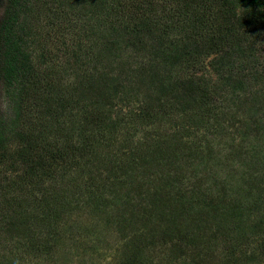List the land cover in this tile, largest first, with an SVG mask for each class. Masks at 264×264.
Returning a JSON list of instances; mask_svg holds the SVG:
<instances>
[{"label": "trees", "instance_id": "1", "mask_svg": "<svg viewBox=\"0 0 264 264\" xmlns=\"http://www.w3.org/2000/svg\"><path fill=\"white\" fill-rule=\"evenodd\" d=\"M70 1L58 3L60 16L55 6L49 12L56 28L59 17L64 21L58 38L74 43L61 54L77 62L37 68L25 31L36 13L35 2L0 0V178L9 169L22 176L0 183V195L12 189L17 196L12 204L0 198L5 203L0 205V264L57 263L59 256L61 264H69L74 250L66 246L77 238L93 240L92 224L71 219L77 212L89 213V207L91 216H107L104 208H112L119 227L139 220L132 227L140 226V234L125 244L124 259L117 264H158L149 251L167 244L174 247L164 254L167 264H210L212 248L220 247L219 264H264L260 49L249 40L237 44L232 32L216 30V42L208 48L181 51V39H173L174 23L196 29L218 18L214 8L199 0L197 12L185 11L193 6L184 3L178 15H170L171 24L159 33L169 41L153 46L149 63L132 69L129 49L140 52L147 36L143 29L154 22V14L140 17L142 0H84L86 15L74 12ZM229 1L264 15V0ZM80 17L88 20L79 24ZM222 36L234 41H220ZM220 46L221 52L229 54L227 46L240 57L231 61L221 56L210 64L219 80L194 73L185 77L188 64L197 66V57ZM247 68L256 74L253 79L235 75ZM29 111L35 117L27 116ZM166 126L171 130L164 132ZM229 127L233 143L240 141L226 152L227 159L243 164L247 174H242V186L230 193L224 186L223 195L216 196L211 192L218 176H207V162L193 164L198 152L194 156L191 145L203 133L229 137ZM187 181L193 183L190 197ZM174 187L177 196L172 199L167 192ZM195 213L198 222L187 223ZM105 222L113 224L114 217ZM175 243L182 245L179 253Z\"/></svg>", "mask_w": 264, "mask_h": 264}, {"label": "rangeland", "instance_id": "2", "mask_svg": "<svg viewBox=\"0 0 264 264\" xmlns=\"http://www.w3.org/2000/svg\"><path fill=\"white\" fill-rule=\"evenodd\" d=\"M36 4V13L32 15L31 19L29 20V23L26 25V33L27 38L29 40V49H30V59L32 60L33 66L37 68H46V67H61L63 64L66 65H72L74 66L77 62V58L71 57H65L64 54H61V50H64L67 47H72L73 42L69 41H63L66 40V38L62 39V36H59V32L64 27V21L60 17L56 20L57 28L52 25L51 21V14L49 12V8L54 7V10H56L58 13L60 11V8L57 7L59 5L58 3L62 2L63 0H33ZM204 1L203 6H205V3H207L209 6L214 8L216 13L218 14L217 19H212L214 21L208 23V25L204 26L203 24L197 25L196 29H194V25L190 24L187 25L189 28L182 29L183 24L179 25L175 24L176 30L173 33V39L176 40L177 38L181 39V43L178 45L179 49L181 51H185V49H194L196 47H202V48H208L213 42H216L217 36L219 32L222 34L232 32L233 35H236V41L235 43L240 45H247L248 40L251 44H254L257 46V48L260 49L259 56H257V61L260 64H264V22L262 21L264 19L263 16H259L255 10H251L250 8L244 7L242 5L236 4L229 0H202ZM85 1L84 0H78V3L75 5V0H71L70 3L73 5L74 12L80 13L83 11L86 15V8L83 7ZM153 3V4H151ZM184 3H188V5H192L190 9L184 8L185 11L192 13L197 12L198 5L200 4L199 0H142L141 4H143V10L140 11L139 15L142 18H146L147 16L153 17L151 20H153V24L150 26H145L144 31L146 33V38L143 41V47L141 48L140 52L134 50L132 52V49H129V52L132 53L133 58L131 59V65L132 69H135L138 64H148L150 60V53L152 52L151 49L154 47L159 48L160 44L162 43L166 45V43L169 41L168 38L163 39L159 36L160 31L164 28V25L171 24L172 20L170 18V15L179 14V10H181L182 5ZM3 9L0 10V13ZM171 12V13H170ZM176 15V16H177ZM53 16V15H52ZM60 16V13H59ZM63 17V16H61ZM88 20L86 17H80L78 19V23L80 24L82 20ZM260 19V20H259ZM183 20V16L181 18L180 14V20ZM175 22H178L175 20ZM178 26V27H177ZM218 30V31H216ZM212 36V38H211ZM220 41H225L226 38L230 40V42L234 41L232 39L233 36H222ZM227 44V43H225ZM76 45V44H75ZM220 48H215L214 52L209 54L208 56L203 57H197V61H193L194 65L197 64V66H193L188 64V69L185 70V77L191 75L192 73L196 74V76L203 75L204 77L211 78L213 80H219L220 76L216 74V72L212 71L210 64L219 57L227 58L228 60H233L236 57H240L238 54H234L231 50H229V47H225V50L229 53L226 54L225 52H221ZM224 49V48H223ZM235 49V48H234ZM219 51V52H216ZM262 52V53H261ZM261 54V56H260ZM204 60V61H203ZM202 63H199V62ZM126 62V59H123L121 63ZM240 69V68H239ZM237 69V70H239ZM131 70V69H130ZM196 72V73H195ZM184 75V73H183ZM219 77H218V76ZM236 76L240 77H246L247 79H253L256 74H254L253 70H250V68H247L246 71H237L235 73ZM218 107L220 109H224L223 107L225 105H221V102L218 103ZM123 107V106H121ZM126 107H123L122 110H124ZM116 111V109H115ZM127 109L125 110V112ZM124 112V113H125ZM239 112V111H237ZM123 113V114H124ZM240 114V112H239ZM27 116L35 117V114L33 111L26 112ZM243 115V114H242ZM128 119L126 120V122ZM128 127V125H126ZM239 129L243 132V128L239 126ZM230 135L229 137H219V136H213L211 137L210 134H207L201 137L195 138V141L191 145V151H193L194 156L195 152H198V156H196V162L193 164L198 167L201 166V163L207 162L210 165L211 172H207V176L210 175H216L218 177H215L214 180L216 181L215 185L212 186L213 190L211 194H216L220 196L223 195V192L221 189L226 186L227 193H230V190L232 188H238L242 186L241 184V178L242 174H247V169L244 167L243 164L239 165L236 161L233 163H230L227 159V153L230 151V147L233 144L239 143L240 139H236L235 143H233V131L231 127H229ZM169 127L164 128V132L170 131ZM202 134V132H200ZM167 135V134H165ZM247 142V141H246ZM248 144V142H247ZM17 146H9L10 150H13ZM244 156V155H243ZM202 159L201 161H199ZM7 164V163H6ZM234 164V166H233ZM192 166V167H195ZM191 167V168H192ZM182 167H180L181 169ZM173 169H175V165L173 166ZM190 169V168H189ZM3 170H8L7 168L3 167ZM191 172V171H190ZM21 172L19 170L13 171L12 169H9L6 172L5 177L0 178V183L7 185L6 182L9 183L10 180H18L21 179L22 176L20 174ZM170 174H173V171H170ZM209 185L212 182V180H208ZM49 183V182H48ZM184 187L186 189V192L188 193V197L191 196V193H189L193 188V183H184ZM192 187V188H191ZM183 188L181 187V190ZM198 191V189H196ZM176 187L171 188L167 193H171V198L175 199L177 194ZM166 193V194H167ZM159 194L164 195V192H159ZM207 194H210L207 193ZM16 191L12 190L4 197L3 195H0L1 200L4 198H7L9 204H12V201L16 198ZM0 200V205H5L4 201ZM181 204H177L176 206L178 209L180 208ZM198 206V209L201 210V212L204 210L203 205L195 204ZM90 208L88 209L87 213L86 211L77 212V214L73 215L71 218L72 220L80 223L79 225H90L91 229L90 231L93 232V240L85 241L82 238H77L75 241H72L71 243L66 246L68 250L71 248L73 253L72 258L70 259L69 264H117V262L121 259H124V253L123 250L125 248V244L129 241L130 238H133V235L138 236L140 234L141 228L140 226L132 227L134 223H136L139 220H135L134 223L129 226H121L119 227V224L117 223L120 219H115L114 210L112 208H107L104 210H107V216L102 215L99 216L96 213H94L91 216ZM110 216L114 217V223L110 224L105 222L109 218H106ZM254 218V217H253ZM180 221H184L182 218ZM198 222V215L195 213L189 217V220L187 223H195ZM184 223V222H183ZM143 228V227H142ZM150 228V226H148ZM161 230V229H159ZM206 235L208 234V231L205 230ZM98 237V238H97ZM99 240V241H97ZM177 252L179 253L181 247L177 245ZM80 246V247H79ZM215 249V250H214ZM149 250V249H148ZM146 250V253L147 251ZM174 250V247H172V244H167L163 248L157 247L156 249H152L149 251L152 258L155 260L158 264H167V260L164 257V254L169 255L171 251ZM222 248L220 247V250L218 248H212V255L214 258V261H209L210 264H219L218 261L221 262L222 259ZM71 251V250H70ZM77 251V253L75 252ZM203 254V251H201ZM208 254V251H207ZM221 259H220V256ZM128 256V253L127 255ZM69 258V256L67 257ZM185 258V257H183ZM59 261L57 263L51 262L48 264H61L63 262V258L59 256ZM66 259V258H65ZM182 259H179L181 261ZM65 263V262H64ZM63 263V264H64ZM39 264H47L46 261L41 260ZM68 264V263H67Z\"/></svg>", "mask_w": 264, "mask_h": 264}]
</instances>
